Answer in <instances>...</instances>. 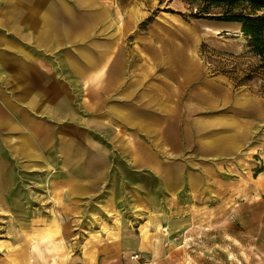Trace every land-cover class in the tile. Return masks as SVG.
<instances>
[{
    "label": "rangeland",
    "instance_id": "1",
    "mask_svg": "<svg viewBox=\"0 0 264 264\" xmlns=\"http://www.w3.org/2000/svg\"><path fill=\"white\" fill-rule=\"evenodd\" d=\"M69 1L73 22L67 28L73 36L66 49L57 50L58 75L71 63L73 101H77L79 112L83 109L82 114L98 115L107 107L104 101H129L130 82L140 87L137 101L144 97L146 86L152 87L147 101L152 100L155 109L161 101L154 87L171 88L178 83L184 88L185 101L183 107L181 101L177 107L186 119L187 129L192 125L202 132L209 130L214 117L227 114L224 106L214 108V101L206 107L198 104L203 92L214 95L211 88L218 89V94L229 91L234 100L229 110L247 112L257 121L250 122L253 135L235 155H216L198 138H188L191 146L183 147L182 152L173 153L169 148V153L148 155L147 158L154 157L152 161L161 162L160 157L168 161L165 174L174 184L185 180L187 185L179 193L167 192L160 185L157 171L143 165L132 166L130 157L118 151L115 163L110 159L102 185H93L89 195L83 196L76 195L74 189V194H70V187H66L67 201L63 200L65 188L58 185V180H64L68 170L19 169L17 183L9 188L8 198L3 201L0 196V257L6 256L8 247L25 242L26 237L32 239L39 233L38 226L51 228L62 238L56 248L45 250L48 256L80 257L83 251L88 252L82 249V243L87 235L96 237L94 231L110 224L120 228L128 225L138 231L147 222L150 210H169L178 225L175 228L184 230L180 236L183 247L172 256L173 262L178 259L174 264H264V68L252 67V71H257L250 74L246 85L236 83L246 73L243 68L234 74H213L227 59L246 69L248 63L258 62L259 57L251 51L239 24L193 16L203 8L211 13L221 10L205 0ZM205 42L208 46L203 50ZM217 49L230 51L233 56L220 59ZM97 50L106 52L103 55ZM104 71L118 74L116 78L108 77ZM246 95L248 100L235 101ZM169 100L171 107L176 101L171 90ZM77 127L83 126L78 122ZM72 132L74 142L84 145L80 142L84 128L80 132L73 127ZM112 134L110 126L105 136L112 139ZM169 141L171 144L176 139ZM190 173L192 183L188 182ZM111 195L114 201H108ZM136 195L141 198L136 200ZM64 210L67 216L56 217ZM149 221L152 223L153 219ZM52 235L47 230L45 236L52 239ZM11 249L10 254L18 256V251ZM19 252L30 256L25 244Z\"/></svg>",
    "mask_w": 264,
    "mask_h": 264
},
{
    "label": "crops",
    "instance_id": "2",
    "mask_svg": "<svg viewBox=\"0 0 264 264\" xmlns=\"http://www.w3.org/2000/svg\"><path fill=\"white\" fill-rule=\"evenodd\" d=\"M72 9L69 0H0L1 200L8 198L9 188L17 183L19 169L57 167L68 170L64 180H58V185L65 188L63 200L67 201L66 187H70V194L76 190V195H89L93 185H102L106 170L111 165L110 159L115 163L116 151L120 155H128L132 166L143 165L157 171L161 178L160 185L171 194L179 193L186 184L185 180L174 184L168 178V173L165 174L168 161L162 157L161 162L152 161L154 157L147 158L148 155H163L169 153V148L173 153L182 152L183 147L191 146L188 138L202 139V146L216 155L238 154L248 144L253 135L249 124L257 119L251 118L247 112L229 110L234 105L233 97L228 95L229 91L218 94L216 88L210 89L214 94L211 97L209 91L203 92L198 104L206 107L209 101H214V108L224 106L228 112L219 116L220 124L219 117H214L213 125L203 132L193 129L192 125L187 129L186 119L177 107L179 101L182 107L185 101L184 88L181 89L178 83L171 85V88L162 85L154 87L161 101L155 109L153 101H147L152 87L146 86L144 97L137 101L136 94L140 87L130 82L129 101H104L107 107L104 106L96 116L82 114L83 109L79 112L71 89L70 72H73V66L71 63L68 67L64 66L62 74L58 75L57 64V50L66 49L72 40V31L67 28L73 22L70 16ZM237 24L241 30V24ZM58 29H62V33H58ZM97 52L104 55L106 51ZM82 55L88 57L89 54ZM117 74L104 71V76L108 77L116 78ZM219 86L223 88L224 85ZM170 90L171 96L176 98L171 107L168 102ZM246 97L242 99L240 96V100L235 101H246ZM84 102L83 105L86 104ZM78 122L83 127H77ZM110 126L112 139L105 136ZM73 127L80 132L84 128L80 139L84 145L79 146L74 142ZM170 138L176 141L170 144ZM105 140L113 143V146L110 147ZM187 176L188 182L192 183V173ZM132 189L135 191L136 188ZM140 195L145 196L142 191ZM140 195H136V200ZM108 201H114V195L108 197ZM49 214L51 216L52 211ZM148 214L147 222L138 231L128 225L120 228L110 224L100 231H94L96 237L87 235L82 249H88V252L83 251L80 257L48 256L45 250L56 248L55 244L61 243L62 238L56 236L51 228L38 226L39 233L32 239L26 237L25 242H15L16 245L7 248L6 256L0 257V264L177 263L178 259L173 262L172 256L183 247L180 236L184 230L175 228L178 225L174 223L171 218L174 215L169 210L158 213L150 210ZM67 215L64 210L59 211L56 217ZM149 219H153L152 223ZM107 229L110 231L107 232ZM47 230L53 234L52 239L45 236ZM98 232L101 233L100 237ZM24 244L30 252L28 257L19 252ZM13 247L14 251H18V256L10 254ZM135 252L140 256L134 257Z\"/></svg>",
    "mask_w": 264,
    "mask_h": 264
},
{
    "label": "trees",
    "instance_id": "3",
    "mask_svg": "<svg viewBox=\"0 0 264 264\" xmlns=\"http://www.w3.org/2000/svg\"><path fill=\"white\" fill-rule=\"evenodd\" d=\"M209 5H216L220 7L221 10L218 12L211 13V11L203 8L199 11L192 13L196 17H208L217 19L220 21L236 22L241 24V31L244 33L248 40V45L251 47V51L254 52L256 56L259 57L257 63L250 65L249 63L241 67L236 65V62L229 63V59L223 63L222 66L217 68L215 73L218 71H223L226 73L234 74V71H237L239 68L246 70L244 75L239 77V80L236 82L238 85L245 84L250 78V74H253L252 71L255 67L256 69L264 68V0H205ZM173 10V9H172ZM183 13L182 11H180ZM152 19V16L149 17V20ZM208 44L205 42L203 44V50ZM218 53L216 55L220 59H225L226 55L233 56V53L230 51L216 50ZM231 61V60H230ZM233 65L228 67L229 65ZM231 77H234L232 75Z\"/></svg>",
    "mask_w": 264,
    "mask_h": 264
},
{
    "label": "built area",
    "instance_id": "4",
    "mask_svg": "<svg viewBox=\"0 0 264 264\" xmlns=\"http://www.w3.org/2000/svg\"><path fill=\"white\" fill-rule=\"evenodd\" d=\"M134 256H136V257H137V256H140V254H139V253H137V254H136V255H134Z\"/></svg>",
    "mask_w": 264,
    "mask_h": 264
}]
</instances>
